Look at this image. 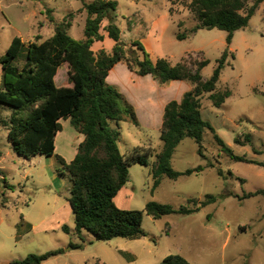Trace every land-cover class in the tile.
I'll use <instances>...</instances> for the list:
<instances>
[{
  "label": "rangeland",
  "instance_id": "1",
  "mask_svg": "<svg viewBox=\"0 0 264 264\" xmlns=\"http://www.w3.org/2000/svg\"><path fill=\"white\" fill-rule=\"evenodd\" d=\"M84 1L92 0H0V57L6 54L15 37H21L27 45L37 35L46 40L63 21L72 22L69 34L83 40L87 19L82 10ZM117 1L119 6L112 16L128 48L139 41L153 61L163 57L172 64L183 58L195 62L209 60L202 76L204 80L211 77L217 60L227 48L225 31L200 30L178 40V33L188 34L197 25L187 1ZM255 1L250 0L249 6ZM50 16L55 22L49 20ZM107 24V20L102 24L104 34ZM110 44H113L111 39ZM108 45L98 44L95 50L108 49ZM229 50L218 89H230L232 95L221 107H215L210 94H205L202 117L235 154L264 162V2L249 26L235 32ZM25 53L26 50L23 56ZM67 70V65L59 69L58 86L69 85ZM138 86L126 84L125 89L123 85L117 88L134 106L141 125L129 120L112 125L120 129L119 147L124 155H132L139 146L143 154L150 150L153 157L149 167L135 164L130 168V181L118 194L117 206L144 211L149 202L155 201L179 209L184 205L192 207L187 203L189 199L201 201L209 194L215 195L217 202L192 215L172 214L159 220L144 213L143 228L148 236L138 239L103 242L87 231L78 235L69 203L72 188L69 174L56 156L39 155L31 159L19 156L8 141V129L0 123V264L58 249L64 253L42 264H160L171 254H180L192 264H264V197L240 201L234 196L264 189V168L231 159L207 131L204 156L198 152L199 145L187 138L176 148L171 164L177 171L214 167L177 180L162 176L161 184L154 189L151 166L163 146L162 127H149L144 117L149 110L148 98L169 99L172 94H156L151 92V87ZM10 113L0 106V117L9 118ZM61 124L56 155L71 161L80 134L69 120H61ZM246 135L250 136V142H246ZM236 139L244 145L237 144ZM22 219L30 223L31 230L21 228L17 235L15 226ZM63 225L71 229L69 234L62 230ZM76 245L83 248H73Z\"/></svg>",
  "mask_w": 264,
  "mask_h": 264
},
{
  "label": "trees",
  "instance_id": "2",
  "mask_svg": "<svg viewBox=\"0 0 264 264\" xmlns=\"http://www.w3.org/2000/svg\"><path fill=\"white\" fill-rule=\"evenodd\" d=\"M168 1L174 3L175 0ZM185 1L189 3L197 25L188 34L178 33V40H185L200 30L219 29L227 33V48L207 80H204L202 71L209 65V60L195 62L183 58L175 65L167 58L153 61L139 41L133 42L129 51L130 47L122 40V30L112 16L119 6L117 0L83 2L82 10L87 14L83 40L74 39L69 34L72 22L63 21L57 24L55 33L46 40L37 35L27 45L21 37H15L6 54L0 57V106L11 112L9 118L0 117V123L8 129V141L19 156L26 159L39 155L56 156L69 174L72 181L69 203L78 235L87 231L103 242L116 238L138 239L148 236L143 228L144 213L156 220L172 214L192 215L218 200L215 195L209 194L201 201L189 199L187 203L192 207L184 205L179 209L155 201L149 202L144 211L117 206L118 194L130 181V168L135 164L149 167V160L153 157L150 150L143 154L139 146L130 156L120 150L121 132L112 123L129 120L139 126V120L134 106L124 94L107 82L110 71L119 62L126 63L139 76L151 75L162 87L176 80L190 82L193 86L181 101L173 100L165 107L161 132L163 146L151 166L154 189L161 184L162 176L177 180L214 167L206 165L177 171L171 164L176 148L187 138L199 145L198 152L204 156L202 150L207 131L213 134L218 146L231 159L264 168V162L235 154L211 123L203 119L201 111L205 94H210L215 107H221L232 95L230 89H218L222 71L230 57L229 47L235 32L249 26L264 0H257L252 6H249L250 0ZM69 16L72 18L73 14ZM49 19L55 22L53 16ZM105 20L108 24L104 31L115 45L111 51L101 49L96 52L94 43L105 39L101 33ZM231 57L234 58V55ZM64 65L68 66L70 83L58 86L56 76ZM61 120H70L72 127L85 136L75 158L69 163L56 155V138L62 131ZM246 142H250L249 135H246ZM236 143L244 145L240 139H236ZM219 174L222 175V172ZM234 196L240 201L264 197V189ZM22 226L23 222L18 224V232ZM28 226L30 231L31 225ZM62 230L67 234L71 232L67 225H63ZM73 248L82 249L83 246ZM63 253V249H58L44 254H29L9 264H42ZM160 264L192 263L180 254H171Z\"/></svg>",
  "mask_w": 264,
  "mask_h": 264
},
{
  "label": "crops",
  "instance_id": "3",
  "mask_svg": "<svg viewBox=\"0 0 264 264\" xmlns=\"http://www.w3.org/2000/svg\"><path fill=\"white\" fill-rule=\"evenodd\" d=\"M102 34L104 35V38H105L104 41H102V42H96L93 45V49L96 52L99 51V50H101V49H106L105 47H101V48L99 47L98 50H95V46L96 45L101 44V43H106L108 45V41L110 40V38L108 37V34L107 33L106 34L102 33ZM122 40H123V38H122ZM131 41H133V40H131ZM114 45H115V42L113 41V44H110V46L108 45L109 48L106 49V50L111 51L113 49ZM176 63H178V62H176ZM175 64H172V65H175ZM0 75L2 76V67H1V65H0ZM120 75H122L123 78H121ZM125 77H127V81L125 80ZM107 81L109 82V84L114 85L116 87H117V85L119 87H120V85L121 86L123 85V89H125V85L126 84H130V85L132 84L134 86H138L139 84H143L145 87H148V88L151 87V92L152 93H156V94L157 93H164V94L169 93V94H172L171 95V98H169V99H163L162 97L161 98L160 97H156V98H153L154 100H150L148 98V101L149 102H147V104H149V110H148L146 116L144 117V121L145 122L144 121L143 122L144 123H147V125L149 127H152V126H161L162 127V125H163V119H164L163 114L165 112L166 105L169 102L173 101V100L181 101L183 95L186 92H188L189 90H191L193 88V86H192V84L190 82L182 81V80H176V81H172L170 84H168L167 86H165V87H163V88L160 89L158 82L155 81L152 78V76L147 75V76H144V77H138V76H136L134 74L133 71H131L129 69L128 65L126 63H124V62H119V63H117L114 66V68H112V70L110 71L109 76L107 78ZM142 81H143V83H141ZM144 83L147 84L148 86H146ZM140 120H141V118H140ZM140 120H139V123L141 125ZM69 122H70V120H69ZM79 134L80 135L77 137L78 141L75 144L76 147H74V149H73V157L74 158H75V156H76V154L78 152L79 145L85 140V136L83 134H81V133H79ZM71 161H67V162L69 163ZM206 169H208V168H206ZM254 198H256V197H254ZM22 222H23L22 228L23 229L25 228V230H28V225H30V223L24 221V219H22L20 223H22ZM18 224L19 223H17L16 226H15V229L17 230L16 231L17 235H19V233H20V232H18V229H17Z\"/></svg>",
  "mask_w": 264,
  "mask_h": 264
}]
</instances>
